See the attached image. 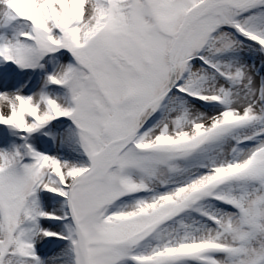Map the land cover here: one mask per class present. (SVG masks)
Instances as JSON below:
<instances>
[{
  "label": "snow or ice",
  "instance_id": "snow-or-ice-1",
  "mask_svg": "<svg viewBox=\"0 0 264 264\" xmlns=\"http://www.w3.org/2000/svg\"><path fill=\"white\" fill-rule=\"evenodd\" d=\"M0 264H264V0H0Z\"/></svg>",
  "mask_w": 264,
  "mask_h": 264
}]
</instances>
